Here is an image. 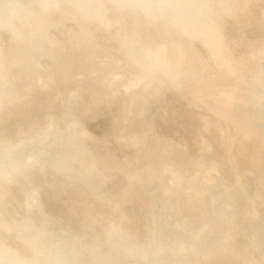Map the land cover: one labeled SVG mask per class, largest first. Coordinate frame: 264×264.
<instances>
[{
  "label": "rangeland",
  "instance_id": "1",
  "mask_svg": "<svg viewBox=\"0 0 264 264\" xmlns=\"http://www.w3.org/2000/svg\"><path fill=\"white\" fill-rule=\"evenodd\" d=\"M233 1L222 31L244 80L222 77L220 58L167 11L103 0L81 16L20 0L24 19L64 24L49 25L43 48L25 37L27 53L8 30L29 24L17 8L0 26V250H17L0 264H264V111L247 138L205 101L234 93L264 109V0ZM132 42L185 52L177 88L124 54ZM136 247L145 254H127Z\"/></svg>",
  "mask_w": 264,
  "mask_h": 264
},
{
  "label": "bare ground",
  "instance_id": "2",
  "mask_svg": "<svg viewBox=\"0 0 264 264\" xmlns=\"http://www.w3.org/2000/svg\"><path fill=\"white\" fill-rule=\"evenodd\" d=\"M61 1L64 4L62 5V10L60 11L68 12L70 10H76L81 16L87 14L88 9L91 8L94 9L93 11L96 13L95 15H100L104 10L103 0H61ZM109 1L113 2L115 6L130 8L131 12H135L136 8L134 7L138 6L141 10L145 11V14L147 16L149 17L151 16V18H153L152 17L153 10H161V11L169 12L168 16L162 15L160 18L162 19L166 18L167 20L170 19L183 32L187 33L192 38H198L199 40H201V42H203L206 45V47L211 51V53H213V56L216 61H219L218 58H220V60L222 61L220 65L223 67V69L221 68L222 77L223 76L226 77L227 76L226 73L227 74L235 73L238 80L242 79L241 77H243L242 80L246 79L244 76H242L244 74L243 71L240 70V69L243 70V68L242 67L240 68L239 65L232 62L231 59L228 57L227 53L229 51H227L226 39L222 31V27L224 25L222 19L223 13L225 15L226 14L225 12H228L231 9L236 8L235 2L233 0H223V3L220 0H207V1L206 0H109ZM121 2L123 3L121 4ZM130 4L132 5V7L130 6ZM13 8H17L20 12V13L14 12L16 18H19L20 20L22 19L21 21L25 23L26 21L29 23L28 25L24 26L22 29H17V27L14 25L13 22H9L8 30L11 32L12 38L14 40L15 39L17 40V41L14 40L13 41L15 43L18 42L16 43L17 49L15 50L14 53H27V51H29V48L32 47L36 48L35 46H39V48H43L45 45V41L49 40V42L53 43V41L56 40V37L51 35L47 29L49 25L52 24L63 26L64 22L61 19L60 20L56 19L52 21L49 18L47 20H32L30 15H26L24 19L23 18L24 14L21 13L22 8L20 6V0L9 1L7 4L0 3V26L4 25V21L9 20L11 13L14 11ZM42 8L45 10L48 9L45 4V0H43L42 2ZM58 8H60V6L56 5L52 7V10H57ZM213 14L214 15L217 14L216 19H214L215 16ZM130 16L132 20V25L136 26L140 24L138 18L135 17L134 14H131ZM35 35L36 37L34 39ZM28 36L32 38V41L28 42V46L29 45L31 46L29 48H25V46L22 45V42H24L23 40L25 39V37ZM70 42L71 41L68 42L65 41L61 43L62 49H64V51L67 53L75 52L76 49L79 48V46L75 47ZM168 51L169 50L163 45L158 46L156 48H146L142 45L132 42L131 44L127 45L124 54L127 57H129L134 63L136 64L139 63L140 66L147 65L148 67H150L148 68V72L153 74L154 77L157 76L167 77V79L170 80L171 84L177 88L178 81L176 77V68L178 67L180 68L185 64V56L183 55L185 52L179 49H174L172 53H168ZM0 52L6 53L4 52V48L1 44V40H0ZM48 52L52 53L54 57L55 56L54 54L57 53V49L51 46V48H48L47 53ZM242 80L240 82H243ZM245 81L247 82V80ZM238 91L237 94L239 95ZM205 101L210 105L211 110L215 111L220 115L229 116L231 121L237 127H239L241 130L245 132H248L249 135H245L247 138H251L250 136L251 133H255L259 130L256 121L254 120V114L257 111H264V109H261V106H255V105L248 106L243 102H240L239 96H237L234 93L229 95L222 93L211 94V96L209 98H206ZM80 128H78L79 133L84 134L85 132H83V130L81 131ZM156 161L160 162L159 160ZM49 244L50 242L45 240L44 238L34 243L36 250L40 247L48 249ZM3 248L4 250H0V252L3 253V256L5 255L6 252H13V253L17 252V250H11L8 247H3ZM136 248H137L136 254H133L131 252L133 250L132 248H128V251L126 250L127 254L133 256L136 255L142 256L143 254H145V250L140 249V247H136ZM42 252L46 253L45 250ZM50 258H51L50 261L45 260V262H52L53 264V261L56 260L55 264H58V258L53 256H50ZM96 263L97 262H94V264Z\"/></svg>",
  "mask_w": 264,
  "mask_h": 264
}]
</instances>
